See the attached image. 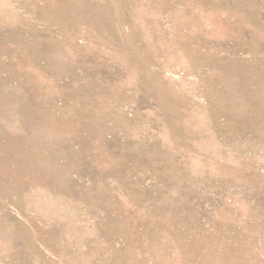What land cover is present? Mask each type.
<instances>
[{"label": "rangeland", "instance_id": "1", "mask_svg": "<svg viewBox=\"0 0 264 264\" xmlns=\"http://www.w3.org/2000/svg\"><path fill=\"white\" fill-rule=\"evenodd\" d=\"M0 264H264V0H0Z\"/></svg>", "mask_w": 264, "mask_h": 264}]
</instances>
